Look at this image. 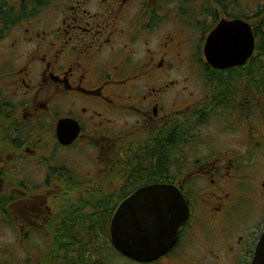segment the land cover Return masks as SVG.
Returning a JSON list of instances; mask_svg holds the SVG:
<instances>
[{"label": "flooded vegetation", "instance_id": "flooded-vegetation-1", "mask_svg": "<svg viewBox=\"0 0 264 264\" xmlns=\"http://www.w3.org/2000/svg\"><path fill=\"white\" fill-rule=\"evenodd\" d=\"M190 1L0 0V231L46 242L21 264L52 248L63 199L100 184L182 195L188 219L150 264H251L264 231V86L239 76L264 77V0L250 16L227 11L242 0ZM222 20L247 23L254 48L216 70L204 45ZM235 70L229 86L211 83ZM78 154L85 179L68 164ZM10 253L0 264H17Z\"/></svg>", "mask_w": 264, "mask_h": 264}, {"label": "water", "instance_id": "water-1", "mask_svg": "<svg viewBox=\"0 0 264 264\" xmlns=\"http://www.w3.org/2000/svg\"><path fill=\"white\" fill-rule=\"evenodd\" d=\"M254 48L251 28L241 20H222L204 45L207 64L216 70L244 65ZM188 208L172 186L154 185L137 190L114 213L109 236L114 250L138 264H148L166 255L175 245ZM251 264H264V231Z\"/></svg>", "mask_w": 264, "mask_h": 264}, {"label": "trees", "instance_id": "trees-1", "mask_svg": "<svg viewBox=\"0 0 264 264\" xmlns=\"http://www.w3.org/2000/svg\"><path fill=\"white\" fill-rule=\"evenodd\" d=\"M221 1L225 3L227 0ZM258 8L253 19H259L262 16L261 8ZM262 9L264 10V6ZM260 25L264 28V18ZM254 32L260 34L256 27ZM260 68H264V66ZM213 75L211 83H216L218 86H229L232 79L240 73L235 70ZM239 79L248 80L249 84L254 83L256 86H264V77L262 76L240 75ZM100 185L89 188L87 191L79 189L82 193L85 191V194L81 195L80 192L76 203H72L66 198L63 199L62 232L49 238L52 248L46 253L40 264H100L94 261V257L97 255L95 249L97 238L103 236L104 239H109L110 220L119 203L132 189L130 186H127V189H108ZM110 250L115 252L112 247Z\"/></svg>", "mask_w": 264, "mask_h": 264}, {"label": "rangeland", "instance_id": "rangeland-1", "mask_svg": "<svg viewBox=\"0 0 264 264\" xmlns=\"http://www.w3.org/2000/svg\"><path fill=\"white\" fill-rule=\"evenodd\" d=\"M253 2V3H252ZM190 3L194 6H203L204 5V0H191ZM260 2H256L255 0H242L239 6L238 11H234L233 9L227 10L229 13L234 12V15H246L250 16L253 14L252 8L250 7L253 5V10L255 9L256 5H258ZM249 6V7H248ZM212 24H207L205 26L206 30H210V27ZM195 38V37H194ZM196 43L199 41L198 37L196 38ZM195 43V46H196ZM195 73L197 74L196 77H193L191 79V85H194L195 87L192 89L193 92L196 94H200V88H199V66L196 63V70ZM241 85H244V83H241ZM240 87V85L238 84ZM224 136V135H223ZM255 140V138H253ZM227 141V137H224L223 142ZM229 141V140H228ZM233 142V143H232ZM234 144L233 140H230V145ZM258 142H254V145H258ZM69 166L78 174L80 175L81 178L85 179L86 173L89 171V166L87 164V161L85 157L81 156V154L77 155L75 159L72 161L68 162ZM264 164V158L261 159L260 164L257 165V170L260 171L262 168V165ZM83 175V176H81ZM6 228V227H5ZM5 228L4 231H0V249H5L9 250L14 258L15 263L21 264L25 260V256H28L29 258L32 257L35 259L33 253H43L45 249V244L46 242L38 237V236H32L28 239V242H23V238L20 237L17 234V231H12V230H6ZM6 230V231H5ZM97 244V245H96ZM95 244V249L97 251L96 257H94L95 262H99L100 264H134L130 261H127L120 257L118 254L115 252H112L110 250L111 245L109 244V241L107 239H104L103 236H100L97 238V243ZM31 253L28 254V252H25V250H28Z\"/></svg>", "mask_w": 264, "mask_h": 264}]
</instances>
